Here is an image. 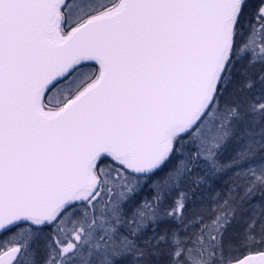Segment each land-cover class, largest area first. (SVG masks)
Masks as SVG:
<instances>
[{"label":"snow or ice","instance_id":"6c2138e0","mask_svg":"<svg viewBox=\"0 0 264 264\" xmlns=\"http://www.w3.org/2000/svg\"><path fill=\"white\" fill-rule=\"evenodd\" d=\"M0 264H264V0H0Z\"/></svg>","mask_w":264,"mask_h":264}]
</instances>
